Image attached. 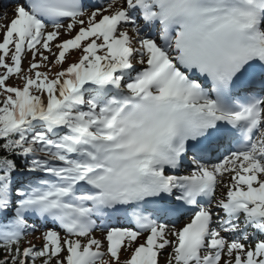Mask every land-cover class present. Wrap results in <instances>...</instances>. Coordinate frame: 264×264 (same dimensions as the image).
Here are the masks:
<instances>
[{
    "label": "snow or ice",
    "instance_id": "snow-or-ice-1",
    "mask_svg": "<svg viewBox=\"0 0 264 264\" xmlns=\"http://www.w3.org/2000/svg\"><path fill=\"white\" fill-rule=\"evenodd\" d=\"M11 2L0 264H264V0Z\"/></svg>",
    "mask_w": 264,
    "mask_h": 264
},
{
    "label": "rangeland",
    "instance_id": "rangeland-1",
    "mask_svg": "<svg viewBox=\"0 0 264 264\" xmlns=\"http://www.w3.org/2000/svg\"><path fill=\"white\" fill-rule=\"evenodd\" d=\"M9 15H10V13H9Z\"/></svg>",
    "mask_w": 264,
    "mask_h": 264
}]
</instances>
